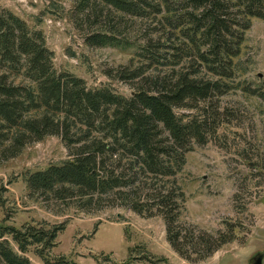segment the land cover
Instances as JSON below:
<instances>
[{
  "label": "trees",
  "instance_id": "trees-1",
  "mask_svg": "<svg viewBox=\"0 0 264 264\" xmlns=\"http://www.w3.org/2000/svg\"><path fill=\"white\" fill-rule=\"evenodd\" d=\"M76 3L83 24L100 25L85 35L89 47L117 44L121 26L143 23L144 44L129 64L105 71L135 91L126 97L110 84L92 88L81 77L58 72L44 32L0 7V163L58 137L69 159L26 171L28 197L85 214L122 207L149 218L160 215L168 242L181 257L207 260L238 239L237 226L213 233L183 228L186 197L178 178L188 154L217 132L220 118L208 116L214 98L233 90L264 98L248 85L252 63L244 60L253 20L264 21V0ZM201 101L211 104L208 117L176 112ZM67 225L68 220L20 228L0 223V264H31L28 253L44 264H74L52 255ZM149 256L125 264H156Z\"/></svg>",
  "mask_w": 264,
  "mask_h": 264
},
{
  "label": "rangeland",
  "instance_id": "rangeland-1",
  "mask_svg": "<svg viewBox=\"0 0 264 264\" xmlns=\"http://www.w3.org/2000/svg\"><path fill=\"white\" fill-rule=\"evenodd\" d=\"M76 1L0 0V7L44 32L58 72L81 77L92 88L110 84L130 97L135 91L133 85L109 79L105 71L129 64L144 44L143 23L130 21L126 27L121 26L117 44L89 47L84 37L100 25L83 24ZM246 37L244 60L252 63L246 79L252 90L264 95V21L254 19ZM207 109H211L210 102L201 101L192 109L176 112L206 115ZM208 112V116L216 113L220 125L205 145L188 154L178 178L186 197L180 224L193 233L226 231L228 224H235L238 239L207 260L190 262L181 257L168 242L160 215L149 218L122 207L85 214L61 203L28 197L22 180L26 171L42 170L69 159L58 137L34 143L17 158L0 163V190L5 189L0 223L20 228L24 224L68 220L52 255L74 264H125L143 255H150L156 264H251L264 254V98L233 90L214 98ZM26 256L31 264H44L32 253Z\"/></svg>",
  "mask_w": 264,
  "mask_h": 264
},
{
  "label": "water",
  "instance_id": "water-1",
  "mask_svg": "<svg viewBox=\"0 0 264 264\" xmlns=\"http://www.w3.org/2000/svg\"><path fill=\"white\" fill-rule=\"evenodd\" d=\"M251 264H264V254H259Z\"/></svg>",
  "mask_w": 264,
  "mask_h": 264
}]
</instances>
